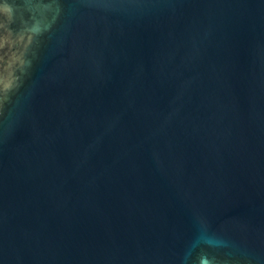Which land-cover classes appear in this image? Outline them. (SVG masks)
Instances as JSON below:
<instances>
[{
  "label": "water",
  "instance_id": "obj_1",
  "mask_svg": "<svg viewBox=\"0 0 264 264\" xmlns=\"http://www.w3.org/2000/svg\"><path fill=\"white\" fill-rule=\"evenodd\" d=\"M0 264H264V0H0Z\"/></svg>",
  "mask_w": 264,
  "mask_h": 264
}]
</instances>
